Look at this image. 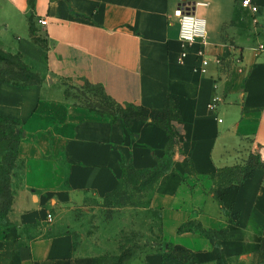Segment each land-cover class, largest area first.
I'll return each instance as SVG.
<instances>
[{
	"label": "crops",
	"instance_id": "1",
	"mask_svg": "<svg viewBox=\"0 0 264 264\" xmlns=\"http://www.w3.org/2000/svg\"><path fill=\"white\" fill-rule=\"evenodd\" d=\"M243 1L0 0V51L41 81L0 82V114L23 132L0 264H96L90 208L119 190L128 167L150 170L171 149L172 169L143 205L156 238L185 264H264V169L225 179L252 155L264 164V0H252L256 15ZM180 9L207 21L206 74L200 44L178 62ZM87 87L146 120L92 108L75 94ZM131 220L104 221L99 236L108 243Z\"/></svg>",
	"mask_w": 264,
	"mask_h": 264
},
{
	"label": "rangeland",
	"instance_id": "2",
	"mask_svg": "<svg viewBox=\"0 0 264 264\" xmlns=\"http://www.w3.org/2000/svg\"><path fill=\"white\" fill-rule=\"evenodd\" d=\"M0 72L4 74L0 79L10 81L15 79L14 75L18 72L16 60H0ZM15 81L19 82L20 80L16 79ZM75 94L77 99L92 108L99 107L114 116L133 117L139 112L135 108L118 107L105 99L101 90L97 88L87 87L83 92L77 91ZM4 152V149L0 147V160H4ZM150 187L145 178L130 173L126 182L113 196L108 198L106 202L97 203L90 208L87 214L86 230L93 237L95 245L98 246L97 254L99 257H97L96 264H107V261L102 260L103 258L112 260L120 256L125 250L132 253V258L125 264H145L144 259L146 256L162 251L164 244L161 243L160 238H156L157 236L153 231L155 225L151 223L152 215L155 214L149 212L145 214L143 210L147 198L146 193ZM130 217L132 219L131 225L125 227L123 231H120L121 226L117 225L113 230L112 239L108 243H104L106 238L99 236L103 222L114 219L120 224L123 219L127 221ZM136 220H139V222H136ZM75 234L79 240L81 235Z\"/></svg>",
	"mask_w": 264,
	"mask_h": 264
},
{
	"label": "trees",
	"instance_id": "3",
	"mask_svg": "<svg viewBox=\"0 0 264 264\" xmlns=\"http://www.w3.org/2000/svg\"><path fill=\"white\" fill-rule=\"evenodd\" d=\"M8 59L16 60V69L18 72L17 74L14 75L15 79H12L13 81L0 79V82H6L22 87L34 86L41 82L40 79L31 71V69L20 60L19 57L0 51V60L6 61ZM2 75L4 74L0 72V78L2 77ZM16 79L20 80L21 82L15 81ZM94 109H99L100 111L105 112V110L99 107H94ZM114 117H119V116H114ZM133 117L141 120H146V118H142L140 116L137 117L133 116ZM155 123L163 127L168 132L169 137L172 140H175L176 137L170 126L171 123L170 121L162 120V121H155ZM22 135H23L22 129L18 128L16 123L10 121L9 119L5 118L0 114V143L1 142L8 143V148L3 153L5 158L0 168V200L2 201V203L0 204V226H7L8 215L11 211L12 193L10 188V181H11L12 171L15 167V163L18 157V147ZM173 163H174V152L171 149L162 158L158 160L157 166L150 170L138 172L134 170L133 167L131 166L128 167L127 178L130 173L139 175L147 180V184L149 186H152L161 177H163L165 174L171 171ZM258 169H264V164L261 161V157L252 155L243 171L239 172L238 174H235L229 170L226 174L225 179L226 180L237 179L239 182H242L245 179L244 173H249L253 170H258ZM231 174L232 176H234L233 179L231 177ZM167 246L168 245L165 244L164 247L162 248V253L164 254V259L162 264H185L184 260L172 254L171 249ZM131 258H132V253L125 250L122 252L120 256L112 260L109 259L107 260L104 258L102 260L107 261V264H125ZM219 264H224V261L221 259L219 261Z\"/></svg>",
	"mask_w": 264,
	"mask_h": 264
},
{
	"label": "built area",
	"instance_id": "4",
	"mask_svg": "<svg viewBox=\"0 0 264 264\" xmlns=\"http://www.w3.org/2000/svg\"><path fill=\"white\" fill-rule=\"evenodd\" d=\"M243 6L249 9L253 14L259 13L258 6L254 5L252 0H244ZM177 16L180 18V43H181V53L178 58V62L182 65L186 63L191 49L196 44H200V48L197 51V57L201 61V65L198 69L199 72L206 74L207 68L210 64V60L206 56L205 47L208 44V25L204 18L196 16L192 11H187L185 9H180L177 12ZM41 24L43 26L47 25L46 20H42ZM264 53V44H259L257 47V55ZM218 64H221V60H217ZM220 101L219 98H215L210 104L209 108L211 111H215L217 103ZM49 221H52V216L49 215Z\"/></svg>",
	"mask_w": 264,
	"mask_h": 264
}]
</instances>
